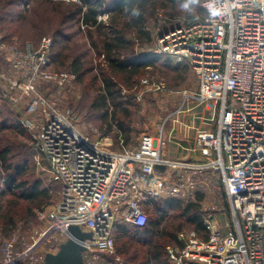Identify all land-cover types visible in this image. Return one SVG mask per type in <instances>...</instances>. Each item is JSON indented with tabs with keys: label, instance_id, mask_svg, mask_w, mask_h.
Masks as SVG:
<instances>
[{
	"label": "built area",
	"instance_id": "2783aa9c",
	"mask_svg": "<svg viewBox=\"0 0 264 264\" xmlns=\"http://www.w3.org/2000/svg\"><path fill=\"white\" fill-rule=\"evenodd\" d=\"M202 8L204 19L160 31L155 51L189 64L198 89L183 91L179 107L142 134L135 148L121 140V149L112 151L93 141L78 129L72 112L54 107L39 91L42 83L64 87L74 79L50 69L51 40L26 50L0 44L9 66L0 69V92L15 107L30 99L19 123L31 135L37 164L45 161L65 192L63 203L40 211L43 226L33 241L0 237V264H46L50 251L41 248L61 237L60 249L72 238L71 226L92 233L78 241L84 264H100L116 252V225L144 227L146 207L161 197L195 198L198 176L209 171L220 175L230 224L224 228L221 209L213 207L204 218L208 239L193 230L180 232L179 244L167 247L170 262L264 264V0H204ZM108 18L106 13L99 21ZM139 85L138 101L149 92H170L150 77ZM191 104L212 112L207 121L214 129L197 135L199 161H175L165 152L167 125ZM160 168L173 170L175 179L165 180Z\"/></svg>",
	"mask_w": 264,
	"mask_h": 264
},
{
	"label": "trees",
	"instance_id": "16d2710c",
	"mask_svg": "<svg viewBox=\"0 0 264 264\" xmlns=\"http://www.w3.org/2000/svg\"><path fill=\"white\" fill-rule=\"evenodd\" d=\"M203 1L80 0L78 3L61 1L57 4L66 9L63 20L87 29L92 39V51L104 57L105 66L100 65L99 74L93 80L95 84L99 81L100 87L91 105V111L100 116L104 135L116 132V138L128 145L133 135L130 106L137 95L134 85L158 65L170 69L187 65L168 56L144 51L143 48L154 41L150 29L152 22L156 23L161 12H164L170 25L164 26L162 31L202 20L206 16L202 8ZM19 3L21 0H17L14 5ZM105 13L109 14L108 20L99 21V17ZM181 16L185 17L181 24H172L180 20ZM74 36L66 34L64 29L55 31L50 59L55 68L68 67L79 81H83L97 69L91 59H87L88 52L71 53L73 50L69 42ZM125 88L131 93L123 94ZM8 116L0 120V230L5 237H9L19 223H28L37 211H42L54 200L52 187H45L41 180L24 178L28 170L27 161H11L14 157L11 143L3 135L11 130H22L23 134L26 129L19 121L12 119L13 116ZM30 149L33 151L32 144ZM201 200L198 197L195 202L185 204V200L178 197H161L146 207L147 223L144 227L116 225L113 232L116 247L118 241L125 240L117 248L119 255L126 258L123 262L172 264L167 247L179 244L178 234L184 230L183 224L189 226V231H196L201 238L208 239L209 234L204 225L206 215L200 210ZM172 211L179 212L177 216L184 222L174 230L167 223ZM111 260L120 264L113 258Z\"/></svg>",
	"mask_w": 264,
	"mask_h": 264
},
{
	"label": "rangeland",
	"instance_id": "374dc122",
	"mask_svg": "<svg viewBox=\"0 0 264 264\" xmlns=\"http://www.w3.org/2000/svg\"><path fill=\"white\" fill-rule=\"evenodd\" d=\"M17 0H0V44L4 43L8 47H17L20 50H26L29 45L40 48L44 39L52 41L53 33L58 29H64L66 34L76 35L70 40L71 53L88 52V60L91 59L94 68L97 70L91 72L86 76L85 80L79 81L77 76L71 71L70 68H55L52 64L50 69L60 74L70 73L74 75V79L67 83L64 87H61L53 83H42L39 86V91L54 105V107L60 110L70 111L74 115L75 123L78 129L86 136L90 137L93 141H97L109 150L117 151L121 149L120 141L116 138V132L108 135H104L102 128V122L100 116L91 111V105L95 98H97V89L100 87V82L96 84L93 82L94 77L99 74V67L105 66L104 57L98 56L96 52L92 51V39L88 30L80 28V25L66 22L63 20V13H65V7L57 5L61 1L67 2H80V0H21V4H15ZM27 2V4H26ZM106 14V13H105ZM104 15V14H103ZM5 17V20H3ZM183 16L180 20H175L172 24H181L184 21ZM152 22L150 29L152 30L153 43L145 46L144 51L153 53L156 55L157 50V37L158 33L162 31L164 26H170L165 18L164 12H161L158 16V20ZM96 39V37L94 38ZM53 45V42H52ZM52 46L50 48V54ZM49 54V57H50ZM187 64V63H186ZM9 66L4 59L3 53L0 51V69L3 71L8 70ZM143 77H150L154 80H159L167 84L170 92L168 93H156L149 92L143 96L141 101L136 98L133 99V105L130 106L133 135L132 141L125 145L130 148H135L141 135L151 131L152 127L158 124L163 118H166L169 114L173 113L181 103V93L183 91H196L198 89V79L193 68L187 64L181 66L179 69H170L158 65L157 68H151L149 72ZM142 77V78H143ZM140 82V80H139ZM139 82L134 85L133 89L137 90V93L141 91ZM129 94L127 88L123 89V94ZM30 99L23 100V104L20 106L10 105L8 100L3 97L0 92V120H4L8 115L13 116L12 119L19 121L20 116L27 115L31 108ZM192 105V104H191ZM205 116L210 118L212 112L205 107ZM10 117V116H8ZM11 119V120H12ZM214 129V124L211 122ZM20 131L6 132L3 136L8 138L11 147L12 162H25L28 163V170L25 179L30 181L41 180L45 187H52L54 200L51 205H58L63 203L65 192L64 187L59 182H54L48 166L45 161L40 166L36 162V154L30 149L32 138L28 130L23 134ZM174 142V141H173ZM169 144V150L175 152L177 146L174 143ZM162 175L165 180H174V171L165 170L162 171ZM198 187L195 192V198H189L185 200V204L195 202L198 197H201L200 210L204 215L208 212H212L213 207L221 209L218 213L219 220L224 228L226 224H230V213L228 203L226 201L225 193L220 182V175L218 172L209 171L206 175L198 176ZM52 195V194H51ZM195 199V200H194ZM44 210V209H43ZM40 211L36 212L34 218L30 219L28 223H19L17 229H15L11 235H17L21 240L25 242H31L36 237V234L42 228V222L39 219ZM179 212L172 211L169 215L167 223L172 230L181 225V220L177 215ZM183 231H189V226L183 224ZM182 232V231H181ZM180 233V232H179ZM0 237H5L0 230ZM62 238L59 237L46 245H43L41 252L50 251V253L58 252V245ZM125 242L120 240L117 243L116 252L113 255L106 258L103 256L100 260V264H115L111 259H115L120 264H125V256H121L118 253V247Z\"/></svg>",
	"mask_w": 264,
	"mask_h": 264
},
{
	"label": "crops",
	"instance_id": "0c3cea01",
	"mask_svg": "<svg viewBox=\"0 0 264 264\" xmlns=\"http://www.w3.org/2000/svg\"><path fill=\"white\" fill-rule=\"evenodd\" d=\"M206 117L205 107L192 104L186 112L175 116L174 120L168 122V146L165 151L168 158L175 161L191 162L201 159V156L194 149L197 135L202 131H211L213 129ZM172 142L178 149L175 152L169 150V144ZM165 170L164 168H160L158 174L163 173L162 171Z\"/></svg>",
	"mask_w": 264,
	"mask_h": 264
},
{
	"label": "water",
	"instance_id": "95a60500",
	"mask_svg": "<svg viewBox=\"0 0 264 264\" xmlns=\"http://www.w3.org/2000/svg\"><path fill=\"white\" fill-rule=\"evenodd\" d=\"M69 232L72 238L64 243L57 253H48L45 257L46 264H84L85 248L78 241L92 238V233H85L78 226H71Z\"/></svg>",
	"mask_w": 264,
	"mask_h": 264
},
{
	"label": "clouds",
	"instance_id": "9594fccd",
	"mask_svg": "<svg viewBox=\"0 0 264 264\" xmlns=\"http://www.w3.org/2000/svg\"><path fill=\"white\" fill-rule=\"evenodd\" d=\"M186 6V5H185Z\"/></svg>",
	"mask_w": 264,
	"mask_h": 264
}]
</instances>
